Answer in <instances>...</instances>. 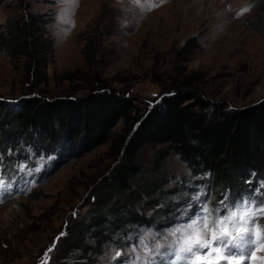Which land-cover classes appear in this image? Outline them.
<instances>
[{
	"label": "rangeland",
	"instance_id": "obj_1",
	"mask_svg": "<svg viewBox=\"0 0 264 264\" xmlns=\"http://www.w3.org/2000/svg\"><path fill=\"white\" fill-rule=\"evenodd\" d=\"M253 2L5 0L0 5V39L6 24L26 13L48 20L46 36L53 50L46 66L50 98L80 92L84 84L78 80V72H85L91 81L98 77L111 89L134 98L141 112L156 106L176 83L198 90L211 103L238 109L264 99V35L252 27L260 15ZM92 38L100 44L101 55L94 68L81 53L86 40ZM65 75L70 78L62 80ZM21 82H26L22 60L0 54V101L17 109L23 97ZM125 127L120 120L106 144L68 158L43 183L31 182L15 191L12 183H0V188L6 185L0 190V264H69L79 256L78 250L67 251L62 241L73 229V220L88 215L85 205L94 192L100 194L104 178L120 158L116 147ZM158 149L146 147L139 156L146 179L152 177L149 171ZM53 159L52 155L39 156L34 168L20 167L18 172L37 173ZM162 172L175 180L187 174L176 157L165 159ZM205 192L201 189L196 196ZM261 209L264 206L231 210L238 211V217L245 211L258 214L249 225L254 242L257 229L263 232ZM176 226L159 233L140 228L131 254L132 246L115 263L109 259V251L101 263L137 264L138 256L145 254L142 242L150 246L162 243ZM82 230L80 222L75 237ZM256 254L264 256V252ZM250 257L247 264H251Z\"/></svg>",
	"mask_w": 264,
	"mask_h": 264
},
{
	"label": "trees",
	"instance_id": "obj_2",
	"mask_svg": "<svg viewBox=\"0 0 264 264\" xmlns=\"http://www.w3.org/2000/svg\"><path fill=\"white\" fill-rule=\"evenodd\" d=\"M252 4L260 13L252 27L264 35V0ZM47 23L43 15L26 13L7 23L0 39V54L22 60L26 81L20 83L23 97L17 109L0 101L2 178H10L20 160L30 169L39 156L52 155L53 162L36 177L43 183L68 158L106 144L120 120L126 126L116 147L120 158L104 178L100 194L91 195L85 220L74 219L73 229L62 241L67 251L80 253L69 264H102L109 251V259L118 263L135 244L140 228L159 233L175 225L181 209L201 189L207 193L205 205H219L229 195L240 197L235 209L264 197V99L227 109L176 83L156 106L141 112L134 98L111 89L98 77L91 81L85 72H78L84 84L80 92L50 98L46 66L53 50ZM99 47L92 38L81 50L93 68L100 64ZM146 147L159 148L149 179L139 158ZM168 157H176L187 174L175 180L163 173ZM13 176L20 181L19 173ZM80 222L84 230L75 237Z\"/></svg>",
	"mask_w": 264,
	"mask_h": 264
},
{
	"label": "snow or ice",
	"instance_id": "obj_3",
	"mask_svg": "<svg viewBox=\"0 0 264 264\" xmlns=\"http://www.w3.org/2000/svg\"><path fill=\"white\" fill-rule=\"evenodd\" d=\"M144 10H147V6ZM4 189L6 185L0 188ZM247 195L249 199H256ZM206 199L207 193L189 199L179 212L177 226L164 242L154 246L142 242L145 254L138 256L137 264H246L249 253L251 264H257V261L264 264V256L258 257L256 254L264 252V232L257 229L259 247L252 251L249 227L258 214L245 211L238 217V211H231L240 197L229 195L215 206L205 205ZM262 202L264 197L257 200L256 207L259 208ZM260 214H264V209Z\"/></svg>",
	"mask_w": 264,
	"mask_h": 264
}]
</instances>
